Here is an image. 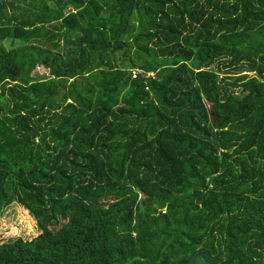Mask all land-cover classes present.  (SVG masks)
Here are the masks:
<instances>
[{
	"label": "trees",
	"instance_id": "16d2710c",
	"mask_svg": "<svg viewBox=\"0 0 264 264\" xmlns=\"http://www.w3.org/2000/svg\"><path fill=\"white\" fill-rule=\"evenodd\" d=\"M0 237V264H264V0H0Z\"/></svg>",
	"mask_w": 264,
	"mask_h": 264
},
{
	"label": "rangeland",
	"instance_id": "374dc122",
	"mask_svg": "<svg viewBox=\"0 0 264 264\" xmlns=\"http://www.w3.org/2000/svg\"><path fill=\"white\" fill-rule=\"evenodd\" d=\"M2 44L5 45L6 47H8V41L7 40H4L2 41ZM15 45V44H14ZM37 71L40 73V72H43L41 69L37 68ZM43 74V73H41ZM21 219L23 220L22 223H19L18 226H12L10 228V231H9V234L10 235H21V229L22 230H25L27 233L31 234V233H35V228H34V225L30 219L29 216H27L26 212L24 211V214H23V217H21ZM5 236V235H4ZM1 238V237H0Z\"/></svg>",
	"mask_w": 264,
	"mask_h": 264
},
{
	"label": "water",
	"instance_id": "95a60500",
	"mask_svg": "<svg viewBox=\"0 0 264 264\" xmlns=\"http://www.w3.org/2000/svg\"><path fill=\"white\" fill-rule=\"evenodd\" d=\"M96 72H97V70H96Z\"/></svg>",
	"mask_w": 264,
	"mask_h": 264
}]
</instances>
